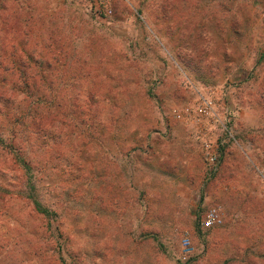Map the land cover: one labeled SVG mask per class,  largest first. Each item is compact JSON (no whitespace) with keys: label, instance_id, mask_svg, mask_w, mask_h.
<instances>
[{"label":"rangeland","instance_id":"374dc122","mask_svg":"<svg viewBox=\"0 0 264 264\" xmlns=\"http://www.w3.org/2000/svg\"><path fill=\"white\" fill-rule=\"evenodd\" d=\"M2 1L56 121L0 130V264H264V0Z\"/></svg>","mask_w":264,"mask_h":264},{"label":"trees","instance_id":"16d2710c","mask_svg":"<svg viewBox=\"0 0 264 264\" xmlns=\"http://www.w3.org/2000/svg\"><path fill=\"white\" fill-rule=\"evenodd\" d=\"M9 11L8 4L0 0V130L11 128L7 146L12 149L21 126L28 127L32 132L39 130L45 134L46 124H53L56 119H52L51 111L42 98L51 86L49 75L46 71L35 69L36 66H45V60L31 57L32 55L27 53V44L20 42L14 35L20 34L24 28V33L27 29L31 30V27H28L30 23H27L26 27L21 23V26L18 11L16 15L15 11L12 15ZM56 45L62 46V43ZM59 55L58 52L52 53L55 62L61 61ZM49 65L51 62L46 64ZM79 109L83 110V105ZM59 114L62 115V112ZM74 116L82 118L78 109ZM33 204L34 210L38 212L42 203L34 201Z\"/></svg>","mask_w":264,"mask_h":264},{"label":"built area","instance_id":"2783aa9c","mask_svg":"<svg viewBox=\"0 0 264 264\" xmlns=\"http://www.w3.org/2000/svg\"><path fill=\"white\" fill-rule=\"evenodd\" d=\"M184 111L188 114L195 111L199 115H202L204 117H208V116L212 115L213 104H212V101L205 98V99H203L202 104H199L195 107L186 106L184 108ZM181 116H182L181 113L177 114L178 118H181ZM205 148H206V159L208 160V162L211 165H216L217 159H218V154L216 152L215 147L212 145V143H206ZM221 222H222V218L219 214V210L217 208H212V209L208 210V212L206 213V215L202 221V225L205 228H211L217 224H220ZM186 244H188V243H186Z\"/></svg>","mask_w":264,"mask_h":264}]
</instances>
